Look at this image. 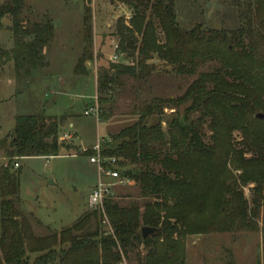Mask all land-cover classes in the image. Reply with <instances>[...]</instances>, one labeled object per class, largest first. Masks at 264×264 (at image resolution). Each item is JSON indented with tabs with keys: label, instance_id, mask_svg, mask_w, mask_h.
<instances>
[{
	"label": "trees",
	"instance_id": "trees-1",
	"mask_svg": "<svg viewBox=\"0 0 264 264\" xmlns=\"http://www.w3.org/2000/svg\"><path fill=\"white\" fill-rule=\"evenodd\" d=\"M118 1L131 17L127 24L117 20L115 52L131 64L111 63L96 75L101 117L112 115L102 106L110 103L122 78L148 79L155 69L149 60L168 64L182 78L196 75L203 64L216 65L199 72L181 96L153 97L136 107L134 124L103 145L101 154L117 160L141 199L123 206L113 197L104 200L111 231L102 225L103 214L91 210L70 228L35 236L18 208L14 160L58 156L65 148L59 141L64 118L16 117L13 135L0 141L5 158L0 167V264H121L131 256L138 264H184L188 235L260 231L264 241V218L259 224L264 207V0L247 4L244 22L231 30H205L199 23L180 27L175 0ZM23 8L24 0L0 5V28L8 14L12 33V47L0 48V71L11 62L15 75L47 67L45 52L54 37L51 19L28 24ZM88 19L85 14L84 22ZM83 31L87 42L91 27L84 24ZM90 58L84 49L77 62L80 74L86 73L84 62ZM167 108L175 116L165 122ZM153 116L158 121L146 125ZM142 227L155 231L144 239ZM262 257L264 264V244Z\"/></svg>",
	"mask_w": 264,
	"mask_h": 264
},
{
	"label": "rangeland",
	"instance_id": "rangeland-1",
	"mask_svg": "<svg viewBox=\"0 0 264 264\" xmlns=\"http://www.w3.org/2000/svg\"><path fill=\"white\" fill-rule=\"evenodd\" d=\"M4 1L0 0V5ZM247 4H252V0H175L174 10L182 28L192 29L199 23L205 30H231L244 22L241 15ZM85 14L89 18L86 23ZM21 16L28 24L51 19L54 37L45 52L49 66L34 68L27 75L23 71L15 75L10 62L0 72V101L3 100L0 103V141H9L19 115L43 114L50 118H64L59 141L65 148L58 156L14 160L19 164L18 208L28 217L37 236L46 233V227L54 230L67 226L83 212L91 211L87 206V195L97 184V173L88 156L92 154L94 144L133 125L138 117L135 108L151 98L181 96L199 72L212 71L216 63L203 64L196 75L182 78L174 75L168 64L154 58L148 61L155 65V69L147 80L122 78L123 84L111 93L110 103L102 106L105 110L110 109L111 116L84 115V109L95 102V79L100 68L120 61L131 64L130 60H122L124 56L112 58L116 54L114 33L117 20L122 18L127 24L131 17L127 6L118 0H24ZM84 24L91 27L87 42ZM10 26L11 16L5 14L0 28L2 49L12 47ZM84 49L91 58L84 62L86 73L82 75L77 70V62ZM174 116L167 108L162 119L166 122ZM158 119L153 116L146 125L156 123ZM64 135L71 137L62 139ZM4 161V153L0 151V167ZM243 191L250 199L249 187ZM113 195L119 206L141 201L135 184L115 188ZM263 218L264 207L259 218L261 226ZM183 242L184 264L263 263L264 241L260 231L188 235ZM140 249L143 255L144 251ZM122 264L138 263L136 257L131 256L130 260L123 258Z\"/></svg>",
	"mask_w": 264,
	"mask_h": 264
},
{
	"label": "built area",
	"instance_id": "built-area-1",
	"mask_svg": "<svg viewBox=\"0 0 264 264\" xmlns=\"http://www.w3.org/2000/svg\"><path fill=\"white\" fill-rule=\"evenodd\" d=\"M117 46L115 45V50ZM117 53L113 55V59L117 58ZM84 115L95 114L99 116V109L97 105V96L95 102L92 106L84 109ZM70 135H64L62 139L69 138ZM106 142H110V138L97 142L92 147V154L88 156V161L93 164L96 168L97 173V184L90 190L88 193L87 206L91 210H96L103 214L102 225L105 226L108 230L109 222L107 216L104 212L103 205L104 200L108 197H113L115 188H120V186H129L133 185L134 181L131 178H128L121 174L120 167L117 160L114 157H107L101 154L103 145ZM15 168L19 167V164H14ZM111 231V230H110ZM122 264V263H121Z\"/></svg>",
	"mask_w": 264,
	"mask_h": 264
},
{
	"label": "crops",
	"instance_id": "crops-1",
	"mask_svg": "<svg viewBox=\"0 0 264 264\" xmlns=\"http://www.w3.org/2000/svg\"><path fill=\"white\" fill-rule=\"evenodd\" d=\"M95 37H97V32L95 33ZM119 56H123V55H119ZM123 59L122 60H125V58L124 57H122ZM125 63V62H124ZM5 65H7V64H5ZM4 65V67L2 68V70L0 71V72H2L3 71V69L6 67ZM47 65H48V62H47ZM49 66V65H48ZM3 101V100H2ZM2 101H0V103L2 102ZM90 146V145H89ZM4 164V163H3ZM117 199V198H116ZM84 214V212L80 215V216H78V217H76L74 220H72L71 221V223H69L67 226H60V227H58V228H55L54 230L53 229H50V228H47L46 227V229H44V230H46L45 232L46 233H44V234H38L37 235V237H39V236H46V235H48V234H55V232H57V233H59L60 231H62V230H64V229H66V228H70L71 227V225L72 224H74L82 215ZM43 226V225H42ZM35 229H37V228H35ZM38 230V229H37ZM34 232V231H33ZM35 255H31V257L33 258Z\"/></svg>",
	"mask_w": 264,
	"mask_h": 264
},
{
	"label": "water",
	"instance_id": "water-1",
	"mask_svg": "<svg viewBox=\"0 0 264 264\" xmlns=\"http://www.w3.org/2000/svg\"><path fill=\"white\" fill-rule=\"evenodd\" d=\"M257 117H258V118H262L263 115L258 114ZM51 184H52V183H51ZM51 184H50V185H51ZM154 231H155V228L142 227V228H141V234H142V237L145 239L147 236L152 235V234L154 233Z\"/></svg>",
	"mask_w": 264,
	"mask_h": 264
}]
</instances>
